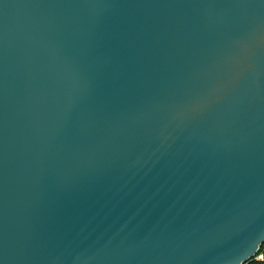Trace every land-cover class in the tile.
Wrapping results in <instances>:
<instances>
[{"label": "water", "instance_id": "95a60500", "mask_svg": "<svg viewBox=\"0 0 264 264\" xmlns=\"http://www.w3.org/2000/svg\"><path fill=\"white\" fill-rule=\"evenodd\" d=\"M261 240L264 0H0V264Z\"/></svg>", "mask_w": 264, "mask_h": 264}, {"label": "trees", "instance_id": "16d2710c", "mask_svg": "<svg viewBox=\"0 0 264 264\" xmlns=\"http://www.w3.org/2000/svg\"><path fill=\"white\" fill-rule=\"evenodd\" d=\"M249 264H264V243L259 247Z\"/></svg>", "mask_w": 264, "mask_h": 264}, {"label": "clouds", "instance_id": "9594fccd", "mask_svg": "<svg viewBox=\"0 0 264 264\" xmlns=\"http://www.w3.org/2000/svg\"><path fill=\"white\" fill-rule=\"evenodd\" d=\"M262 243H264V240H261L260 242L256 244L255 252L257 251V249L260 247ZM251 258H252V255L248 256L247 258H241L239 259L238 264H249V261L251 260Z\"/></svg>", "mask_w": 264, "mask_h": 264}]
</instances>
